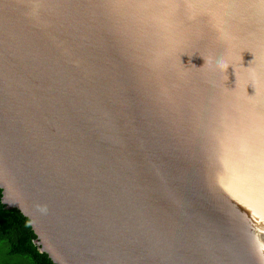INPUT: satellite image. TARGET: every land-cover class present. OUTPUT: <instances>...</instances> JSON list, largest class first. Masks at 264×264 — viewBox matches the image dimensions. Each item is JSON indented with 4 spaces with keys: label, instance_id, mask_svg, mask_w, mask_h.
<instances>
[{
    "label": "water",
    "instance_id": "95a60500",
    "mask_svg": "<svg viewBox=\"0 0 264 264\" xmlns=\"http://www.w3.org/2000/svg\"><path fill=\"white\" fill-rule=\"evenodd\" d=\"M0 190L53 264H264V0H0Z\"/></svg>",
    "mask_w": 264,
    "mask_h": 264
},
{
    "label": "trees",
    "instance_id": "16d2710c",
    "mask_svg": "<svg viewBox=\"0 0 264 264\" xmlns=\"http://www.w3.org/2000/svg\"><path fill=\"white\" fill-rule=\"evenodd\" d=\"M0 190V243L9 257H19L21 264H53L47 255L39 252L29 220L18 210H7L1 201Z\"/></svg>",
    "mask_w": 264,
    "mask_h": 264
},
{
    "label": "rangeland",
    "instance_id": "374dc122",
    "mask_svg": "<svg viewBox=\"0 0 264 264\" xmlns=\"http://www.w3.org/2000/svg\"><path fill=\"white\" fill-rule=\"evenodd\" d=\"M19 257H9L7 255V250L3 246V244L0 243V264H21Z\"/></svg>",
    "mask_w": 264,
    "mask_h": 264
},
{
    "label": "snow or ice",
    "instance_id": "6c2138e0",
    "mask_svg": "<svg viewBox=\"0 0 264 264\" xmlns=\"http://www.w3.org/2000/svg\"><path fill=\"white\" fill-rule=\"evenodd\" d=\"M261 252L264 254V245H261Z\"/></svg>",
    "mask_w": 264,
    "mask_h": 264
}]
</instances>
